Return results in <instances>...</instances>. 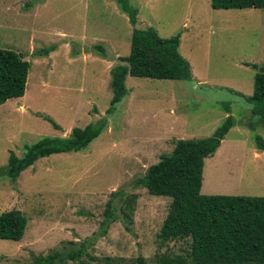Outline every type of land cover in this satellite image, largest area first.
Returning <instances> with one entry per match:
<instances>
[{"label": "rangeland", "instance_id": "1", "mask_svg": "<svg viewBox=\"0 0 264 264\" xmlns=\"http://www.w3.org/2000/svg\"><path fill=\"white\" fill-rule=\"evenodd\" d=\"M128 2L137 27L162 38L180 35L192 78L127 75L126 94L106 115L109 70L129 55L132 33L117 0H0V48L30 62L24 95L0 105V213L19 209L27 219L19 241L0 239V264H32L34 256L81 243L87 264H133L137 257L154 264L160 253L182 252L186 241L158 237L171 198L149 194L137 179L177 139L210 136L226 104L234 124L219 152L205 159L200 192L264 196V150L253 141L264 139V128L243 97L253 89L251 64L264 65V9H213L210 0ZM103 117L105 128L85 149L39 158L15 181L1 173L11 152L20 157L25 145ZM122 195L133 201L130 220L121 213ZM109 200L115 209L104 232Z\"/></svg>", "mask_w": 264, "mask_h": 264}, {"label": "trees", "instance_id": "2", "mask_svg": "<svg viewBox=\"0 0 264 264\" xmlns=\"http://www.w3.org/2000/svg\"><path fill=\"white\" fill-rule=\"evenodd\" d=\"M119 8L126 13L132 25L130 51L119 56L110 70L111 98L106 115L127 90L125 78L145 77L154 79L190 80L191 68L178 48L180 35L162 38L152 27H137V11L128 0H117ZM213 9H264V0H210ZM53 47L42 48L40 54L47 55ZM94 49L104 52L101 45ZM256 72L253 77L252 93L243 95L252 114L259 116L264 128V65L251 64ZM30 62L16 51L0 48V105L7 99L24 95ZM227 115L210 136L199 139H177L172 151L161 154L159 160L150 165L145 174L137 179L149 194L171 198L167 214L162 222L158 237L161 243L184 240L187 248L180 253L163 252L155 257L154 264H264V196L250 195H205L200 192L204 159L212 156L221 141L233 126V117L226 104ZM59 129L60 126L49 116L36 113ZM107 124L106 117L88 123L84 127H73L65 137H42L18 157L9 154L2 170L12 181L36 160L56 153L74 152L85 149ZM257 149L264 150V139L254 135ZM132 200L126 195L120 201L123 217L130 220L133 214ZM109 200L105 219L101 225L105 232L112 220ZM27 219L19 209L0 213V239L19 241L24 233ZM83 243L78 249L66 253L56 251L48 255L34 256L32 264H64L66 259L80 260ZM133 264H145L137 257Z\"/></svg>", "mask_w": 264, "mask_h": 264}, {"label": "crops", "instance_id": "3", "mask_svg": "<svg viewBox=\"0 0 264 264\" xmlns=\"http://www.w3.org/2000/svg\"><path fill=\"white\" fill-rule=\"evenodd\" d=\"M225 141V138L221 141V143H220V146L218 147V149L214 152V154H217L218 152H219V150L221 149V145L223 144V142ZM213 154V155H214ZM206 160H207V158H206ZM204 161H205V159H204ZM204 167V166H203ZM201 187H202V185H201ZM201 191V190H200Z\"/></svg>", "mask_w": 264, "mask_h": 264}]
</instances>
